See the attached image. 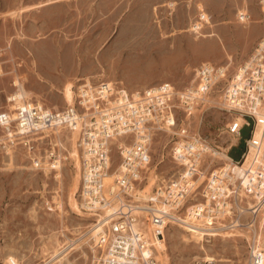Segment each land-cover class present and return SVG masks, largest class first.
Instances as JSON below:
<instances>
[{
  "label": "rangeland",
  "instance_id": "rangeland-1",
  "mask_svg": "<svg viewBox=\"0 0 264 264\" xmlns=\"http://www.w3.org/2000/svg\"><path fill=\"white\" fill-rule=\"evenodd\" d=\"M246 10L249 20L240 21ZM202 11L211 18L197 33L191 27ZM262 31L257 0H0V103L17 80L31 92L26 98L61 110L83 79L114 81L134 92L160 82L182 88L203 62L228 65L230 75ZM179 117L233 159L245 151L254 127L244 117L249 124L235 130L242 116L215 102ZM60 138L67 158L57 171L32 168L22 149L0 150V264H44L59 253L52 264H93L98 256L87 234L93 218L78 206L76 132H60ZM173 138L154 134L145 190L165 184L176 171ZM224 235L200 242L169 225L161 243L166 264H199L206 254L215 258L211 264H245V237Z\"/></svg>",
  "mask_w": 264,
  "mask_h": 264
},
{
  "label": "built area",
  "instance_id": "built-area-1",
  "mask_svg": "<svg viewBox=\"0 0 264 264\" xmlns=\"http://www.w3.org/2000/svg\"><path fill=\"white\" fill-rule=\"evenodd\" d=\"M257 1L263 31L237 75L228 74V65L203 62L182 88L160 82L134 92L114 81L83 79L61 110L26 98L17 85L4 96L0 150H24L32 168L59 170L67 158L60 132H76L78 206L93 218L87 230L98 254L93 264H156V245L169 225L243 235L245 264H264V130L258 140L253 136L264 121V0ZM210 18L200 12L191 29L200 32ZM238 18L247 21L250 13ZM211 102L253 121L239 159L180 120ZM157 131L174 137L170 156L177 169L147 191L142 185L152 178Z\"/></svg>",
  "mask_w": 264,
  "mask_h": 264
},
{
  "label": "bare ground",
  "instance_id": "bare-ground-1",
  "mask_svg": "<svg viewBox=\"0 0 264 264\" xmlns=\"http://www.w3.org/2000/svg\"><path fill=\"white\" fill-rule=\"evenodd\" d=\"M240 13H242V11H240ZM236 72L237 71H235L234 73H236ZM236 75H237V73H236ZM235 76H233V77H235ZM14 84H16L18 86V88L23 91L22 92L23 94L28 95V94L31 93L30 91H27L26 89L23 88L22 82H20L19 80L14 81ZM243 122H244V119L239 117L238 121L236 122V124L234 126L235 127L234 129L237 130L238 128H240ZM263 130H264V121L262 119H259V121H258V123H257V125L255 127L254 133H253V136H254L255 140H258V138H260L261 132H263ZM73 140H74L73 141V145H72V148H74L73 149V154H76V146H75L76 139L73 138ZM8 151H10V150H7L6 152L8 153ZM107 180H110V178H108ZM58 205H59V203H58ZM263 222H264V219H263ZM186 231L191 236L197 237L200 242L205 239V236H217V235H219V234H216V233H204L203 232L204 230H201V229H194L193 231L186 230ZM224 236H231V234H225ZM74 243H76V241L70 242L71 245H73ZM161 243L162 242H159V244L156 245L155 257H156V260L159 261V264H166L167 263L166 260H167L168 253L165 250L164 251L161 250V248H162L161 247ZM201 249H203V247H201ZM59 254H55L50 260L46 261L44 264H52L56 259L59 258L58 257ZM204 259H206V260H208L210 262L215 261L214 257H211V256H209L207 254L205 255ZM10 262L12 264H14L13 260H10Z\"/></svg>",
  "mask_w": 264,
  "mask_h": 264
},
{
  "label": "trees",
  "instance_id": "trees-1",
  "mask_svg": "<svg viewBox=\"0 0 264 264\" xmlns=\"http://www.w3.org/2000/svg\"><path fill=\"white\" fill-rule=\"evenodd\" d=\"M231 155H232V156H235V155H233L232 153H231Z\"/></svg>",
  "mask_w": 264,
  "mask_h": 264
}]
</instances>
